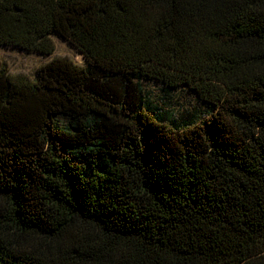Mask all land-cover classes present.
<instances>
[{
	"label": "trees",
	"instance_id": "trees-1",
	"mask_svg": "<svg viewBox=\"0 0 264 264\" xmlns=\"http://www.w3.org/2000/svg\"><path fill=\"white\" fill-rule=\"evenodd\" d=\"M51 35L83 65L0 60V264H264V0H0V47Z\"/></svg>",
	"mask_w": 264,
	"mask_h": 264
},
{
	"label": "rangeland",
	"instance_id": "rangeland-1",
	"mask_svg": "<svg viewBox=\"0 0 264 264\" xmlns=\"http://www.w3.org/2000/svg\"><path fill=\"white\" fill-rule=\"evenodd\" d=\"M50 40L54 48L51 55L27 51L17 46L2 45L0 47L1 67L12 75H22L33 79L37 68L52 57L67 58L78 65H83L82 55L76 48L56 35H51ZM141 85L153 104L172 111L177 118L189 117L194 107H198L194 95L185 87L166 91L160 83L152 80L142 81ZM67 124L68 121L65 118L56 117V126L63 127Z\"/></svg>",
	"mask_w": 264,
	"mask_h": 264
}]
</instances>
